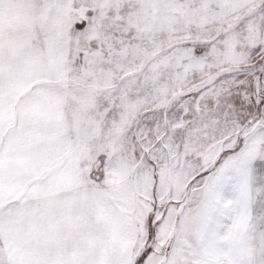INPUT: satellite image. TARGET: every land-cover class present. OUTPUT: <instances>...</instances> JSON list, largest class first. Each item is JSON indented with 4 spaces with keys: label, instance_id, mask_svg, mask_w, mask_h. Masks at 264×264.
I'll return each instance as SVG.
<instances>
[{
    "label": "snow or ice",
    "instance_id": "6c2138e0",
    "mask_svg": "<svg viewBox=\"0 0 264 264\" xmlns=\"http://www.w3.org/2000/svg\"><path fill=\"white\" fill-rule=\"evenodd\" d=\"M0 264H264V0H0Z\"/></svg>",
    "mask_w": 264,
    "mask_h": 264
}]
</instances>
